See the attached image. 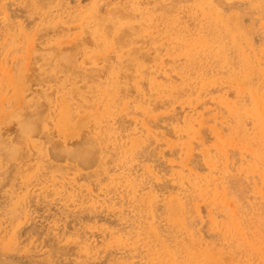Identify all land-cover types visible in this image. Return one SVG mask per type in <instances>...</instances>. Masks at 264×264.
Returning <instances> with one entry per match:
<instances>
[{"label":"rangeland","instance_id":"374dc122","mask_svg":"<svg viewBox=\"0 0 264 264\" xmlns=\"http://www.w3.org/2000/svg\"><path fill=\"white\" fill-rule=\"evenodd\" d=\"M0 264H264V0H0Z\"/></svg>","mask_w":264,"mask_h":264}]
</instances>
